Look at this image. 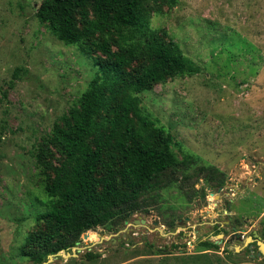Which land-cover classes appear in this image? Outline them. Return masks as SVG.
Wrapping results in <instances>:
<instances>
[{
  "label": "rangeland",
  "instance_id": "374dc122",
  "mask_svg": "<svg viewBox=\"0 0 264 264\" xmlns=\"http://www.w3.org/2000/svg\"><path fill=\"white\" fill-rule=\"evenodd\" d=\"M43 1L0 0V264H34L22 248L36 216L48 210L34 152L98 72L93 57L100 53L64 44L37 17ZM150 27L166 30L201 71L134 98L171 135L176 159L185 164L180 177L198 175L160 188L147 213L134 214L117 232L83 234L78 246L48 264H264V255L227 253L229 244L220 240L233 229L219 237L212 228L227 219L219 188L212 186L210 196L198 173L212 166L225 174L228 214L237 226L244 221L249 236L263 234L264 0H176L174 8L152 13ZM208 239L219 248H201ZM230 246L239 251L241 244Z\"/></svg>",
  "mask_w": 264,
  "mask_h": 264
},
{
  "label": "trees",
  "instance_id": "16d2710c",
  "mask_svg": "<svg viewBox=\"0 0 264 264\" xmlns=\"http://www.w3.org/2000/svg\"><path fill=\"white\" fill-rule=\"evenodd\" d=\"M163 5L174 8L176 0H44L37 9L64 44L100 56L93 57L98 72L77 106L34 152L48 198L22 248L34 264L71 250L89 231L117 232L134 214L148 212L160 188L198 175L180 177L185 164L176 159L171 135L155 127L134 98L201 71L166 30L150 27ZM198 173L208 185L224 187L220 170L204 166ZM201 248L219 247L204 241Z\"/></svg>",
  "mask_w": 264,
  "mask_h": 264
},
{
  "label": "flooded vegetation",
  "instance_id": "af4514ba",
  "mask_svg": "<svg viewBox=\"0 0 264 264\" xmlns=\"http://www.w3.org/2000/svg\"><path fill=\"white\" fill-rule=\"evenodd\" d=\"M210 188V196H215L216 192L214 190V188L209 185ZM211 191L213 192V195H211ZM225 188L221 187L219 188V195L217 196V202H219V206L221 207L222 213L223 214H227V219L223 220V222L219 223L218 222H214L212 224V228L216 229L219 231V237L221 236L220 232L224 230L229 232L230 228L233 229V232L230 233L228 236L227 234L224 232L223 238L220 240L221 243H226L229 244L227 246V248L225 250H227V253L230 254L231 252H233V254H230L231 256H238V254H242V253H249L251 258H255L256 256L258 257V253H259V249L260 247L258 246V240L255 238L254 233H251V236L248 235V230L246 228V225H244V221L242 223V225L237 226V224L235 223L234 219L232 216H230L228 213V209H226V205H224V200L223 197L221 198L222 194H225ZM222 201V202H221ZM138 221V220H137ZM142 221H139V223ZM125 224H128V221L125 222ZM218 224V226L216 227V225ZM211 237V236H210ZM252 237V240H250L249 238ZM261 237H263L261 235ZM121 241V240H119ZM205 241H211V240H205ZM216 245H218L217 242H214ZM235 243H240L241 247L239 248V251L237 250L238 248L233 246V250L231 249V245L235 244ZM255 247H256V255H254V251H255Z\"/></svg>",
  "mask_w": 264,
  "mask_h": 264
},
{
  "label": "water",
  "instance_id": "95a60500",
  "mask_svg": "<svg viewBox=\"0 0 264 264\" xmlns=\"http://www.w3.org/2000/svg\"><path fill=\"white\" fill-rule=\"evenodd\" d=\"M211 195H213V192L212 191H211ZM136 223L139 224V221H136ZM87 235L85 236V238H88ZM254 236L258 240L257 241L258 242V246L260 247L259 253H258V257H261L262 255H264V242H262V237L259 235V233L257 231H255ZM249 239L252 240V237H250ZM79 244H80V242L77 243V246ZM62 252H65V251H61L57 255H51V256H49L48 261L45 262L44 264H48L49 261L53 260L55 256L61 255Z\"/></svg>",
  "mask_w": 264,
  "mask_h": 264
}]
</instances>
